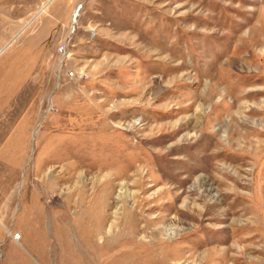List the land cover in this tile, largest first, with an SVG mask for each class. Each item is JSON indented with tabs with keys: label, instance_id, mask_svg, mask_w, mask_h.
I'll use <instances>...</instances> for the list:
<instances>
[{
	"label": "rangeland",
	"instance_id": "obj_1",
	"mask_svg": "<svg viewBox=\"0 0 264 264\" xmlns=\"http://www.w3.org/2000/svg\"><path fill=\"white\" fill-rule=\"evenodd\" d=\"M0 264H264V0H0Z\"/></svg>",
	"mask_w": 264,
	"mask_h": 264
}]
</instances>
